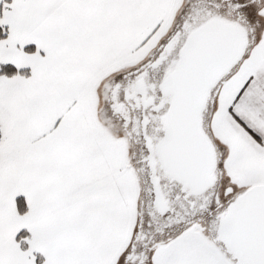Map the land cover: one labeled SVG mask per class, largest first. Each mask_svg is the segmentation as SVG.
Masks as SVG:
<instances>
[{
  "label": "snow or ice",
  "instance_id": "obj_1",
  "mask_svg": "<svg viewBox=\"0 0 264 264\" xmlns=\"http://www.w3.org/2000/svg\"><path fill=\"white\" fill-rule=\"evenodd\" d=\"M0 264H264V0H0Z\"/></svg>",
  "mask_w": 264,
  "mask_h": 264
}]
</instances>
